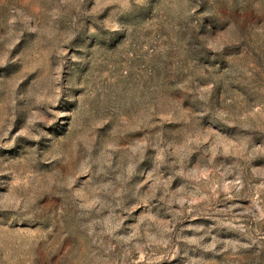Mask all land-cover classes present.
I'll use <instances>...</instances> for the list:
<instances>
[{"label": "rangeland", "instance_id": "rangeland-1", "mask_svg": "<svg viewBox=\"0 0 264 264\" xmlns=\"http://www.w3.org/2000/svg\"><path fill=\"white\" fill-rule=\"evenodd\" d=\"M0 264H264V0H0Z\"/></svg>", "mask_w": 264, "mask_h": 264}]
</instances>
